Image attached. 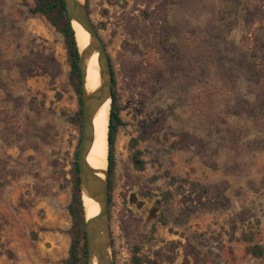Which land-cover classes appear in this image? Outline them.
<instances>
[{
  "label": "rangeland",
  "instance_id": "rangeland-1",
  "mask_svg": "<svg viewBox=\"0 0 264 264\" xmlns=\"http://www.w3.org/2000/svg\"><path fill=\"white\" fill-rule=\"evenodd\" d=\"M87 3L123 122L114 264H264V0ZM33 4L0 0V264H65L70 247L79 103L63 37ZM198 201L219 206L174 221Z\"/></svg>",
  "mask_w": 264,
  "mask_h": 264
},
{
  "label": "water",
  "instance_id": "water-1",
  "mask_svg": "<svg viewBox=\"0 0 264 264\" xmlns=\"http://www.w3.org/2000/svg\"><path fill=\"white\" fill-rule=\"evenodd\" d=\"M63 3L71 26L72 22H75L89 34V42L83 49L80 50L76 43L81 102V131L76 164L82 202L83 196H86L98 204L99 211L91 219H88L85 214V264H114L111 253L107 158L104 170L94 169L87 163V156L94 139V116L106 101L111 102L113 85L111 62L105 44L90 18L87 0H63ZM94 53L98 54L99 84L95 89L88 90L86 88L87 62Z\"/></svg>",
  "mask_w": 264,
  "mask_h": 264
},
{
  "label": "trees",
  "instance_id": "trees-1",
  "mask_svg": "<svg viewBox=\"0 0 264 264\" xmlns=\"http://www.w3.org/2000/svg\"><path fill=\"white\" fill-rule=\"evenodd\" d=\"M88 2V0H87ZM33 7L29 9L31 15H42L53 28L60 33L63 37L65 52L67 61L70 67L69 79L70 85L78 98L79 109L72 119L78 123L81 127V102H80V78L78 69V50L76 46V41L74 37V31L72 29L70 20L67 17V13L64 7L63 0H33ZM112 68V65H111ZM113 85L112 94L110 102L109 111V121H108V131H107V170L109 173L108 178V189H109V204H110V192L113 187V176L115 171V143L118 128L123 125L119 114L118 105V95L115 90V76L112 68ZM246 112L253 111L248 108L243 107ZM138 138L131 139V146L134 149L131 155V163L136 171H143L145 167V162L141 159V151L136 149ZM77 150L74 153L73 170H72V182H71V197L67 205V212L70 217L71 226L68 231L70 236V247L68 250V257L65 260V264H85L86 261V239H85V213L83 202L81 199V192L79 187L78 178V168L76 164ZM165 198V200H167ZM225 201L226 198L224 199ZM219 204L217 202H201L198 201L197 206H186L184 210L181 211L180 217L176 218L174 221L176 223H181L183 219L188 217L190 214L194 213L200 209H216ZM222 207H225L224 205ZM246 213L241 212L239 214V221L244 222L248 217ZM182 217V219H181ZM255 237V232H242L239 240L242 242L250 244L247 248L248 252L256 257L260 258L263 255L262 248L253 243ZM196 257V255H194ZM139 264V260H137Z\"/></svg>",
  "mask_w": 264,
  "mask_h": 264
},
{
  "label": "bare ground",
  "instance_id": "bare-ground-1",
  "mask_svg": "<svg viewBox=\"0 0 264 264\" xmlns=\"http://www.w3.org/2000/svg\"><path fill=\"white\" fill-rule=\"evenodd\" d=\"M75 40L79 49H83L89 42V34L83 30L77 23L72 22ZM98 54L94 53L87 62L86 70V88L88 90L95 89L99 84L98 74ZM110 101H106L93 119L94 139L87 156V163L97 170H104L107 158V127L109 121ZM83 206L88 219L97 215L98 204L93 200L83 196Z\"/></svg>",
  "mask_w": 264,
  "mask_h": 264
}]
</instances>
